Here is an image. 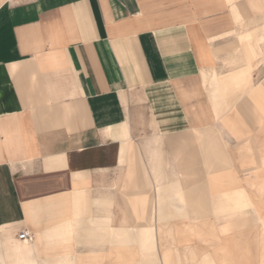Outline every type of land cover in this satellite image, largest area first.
Wrapping results in <instances>:
<instances>
[{
  "label": "crops",
  "instance_id": "0c3cea01",
  "mask_svg": "<svg viewBox=\"0 0 264 264\" xmlns=\"http://www.w3.org/2000/svg\"><path fill=\"white\" fill-rule=\"evenodd\" d=\"M0 264H264V0H0Z\"/></svg>",
  "mask_w": 264,
  "mask_h": 264
},
{
  "label": "built area",
  "instance_id": "2783aa9c",
  "mask_svg": "<svg viewBox=\"0 0 264 264\" xmlns=\"http://www.w3.org/2000/svg\"><path fill=\"white\" fill-rule=\"evenodd\" d=\"M18 237L20 239H23V240H31L33 236L31 235V233L28 230H24V231L20 232Z\"/></svg>",
  "mask_w": 264,
  "mask_h": 264
},
{
  "label": "rangeland",
  "instance_id": "374dc122",
  "mask_svg": "<svg viewBox=\"0 0 264 264\" xmlns=\"http://www.w3.org/2000/svg\"><path fill=\"white\" fill-rule=\"evenodd\" d=\"M154 226H156V221H154ZM156 242V240H154ZM155 246H158V243L156 242Z\"/></svg>",
  "mask_w": 264,
  "mask_h": 264
}]
</instances>
